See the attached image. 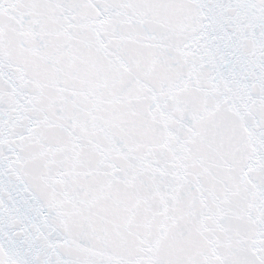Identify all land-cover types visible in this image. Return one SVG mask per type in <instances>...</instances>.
I'll list each match as a JSON object with an SVG mask.
<instances>
[{
  "label": "snow or ice",
  "instance_id": "6c2138e0",
  "mask_svg": "<svg viewBox=\"0 0 264 264\" xmlns=\"http://www.w3.org/2000/svg\"><path fill=\"white\" fill-rule=\"evenodd\" d=\"M0 264H264V0H0Z\"/></svg>",
  "mask_w": 264,
  "mask_h": 264
}]
</instances>
